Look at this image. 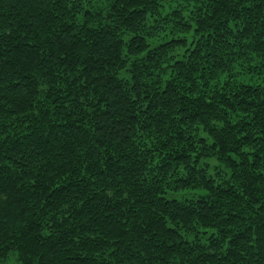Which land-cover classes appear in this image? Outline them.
<instances>
[{
    "label": "trees",
    "instance_id": "obj_1",
    "mask_svg": "<svg viewBox=\"0 0 264 264\" xmlns=\"http://www.w3.org/2000/svg\"><path fill=\"white\" fill-rule=\"evenodd\" d=\"M170 2L0 0L2 263L264 264V0Z\"/></svg>",
    "mask_w": 264,
    "mask_h": 264
},
{
    "label": "rangeland",
    "instance_id": "obj_2",
    "mask_svg": "<svg viewBox=\"0 0 264 264\" xmlns=\"http://www.w3.org/2000/svg\"><path fill=\"white\" fill-rule=\"evenodd\" d=\"M201 6L202 5L198 4L197 2L194 3V0H186V1L180 0V3H176V1L173 2V0H171L170 3L164 4V12H162L161 15L165 17L167 16V13H169L171 10L177 9L181 13V16L184 19L188 20L189 18H194L192 17L194 14L193 11L196 9L198 10V8L199 7L201 8ZM254 77L255 76H253V78L242 76L240 77V79L243 80L244 82L257 81V78L256 77L254 78ZM15 262L13 260H9L5 263H2L0 261V264H15ZM16 264L18 263L16 262Z\"/></svg>",
    "mask_w": 264,
    "mask_h": 264
}]
</instances>
